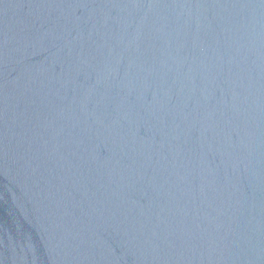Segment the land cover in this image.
<instances>
[{
  "label": "water",
  "instance_id": "water-1",
  "mask_svg": "<svg viewBox=\"0 0 264 264\" xmlns=\"http://www.w3.org/2000/svg\"><path fill=\"white\" fill-rule=\"evenodd\" d=\"M0 264H264V0H0Z\"/></svg>",
  "mask_w": 264,
  "mask_h": 264
}]
</instances>
